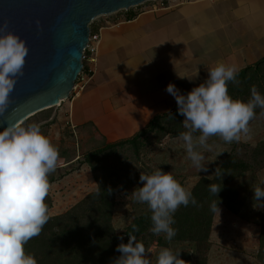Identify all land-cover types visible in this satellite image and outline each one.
Returning <instances> with one entry per match:
<instances>
[{
    "label": "rangeland",
    "instance_id": "374dc122",
    "mask_svg": "<svg viewBox=\"0 0 264 264\" xmlns=\"http://www.w3.org/2000/svg\"><path fill=\"white\" fill-rule=\"evenodd\" d=\"M193 1L195 0H156L146 2L128 11L136 13L155 11L163 8V3L166 7H181L176 12L170 13L172 16L184 13V18L187 19L182 24L180 39L188 38L191 32L190 27L194 21L200 25L209 26L211 24L213 27H221L226 21H234L235 25L230 26L239 27L243 31H246L248 27L249 31L246 21L232 19L234 14V18H237V15L241 18L247 17L249 9L241 7L245 0H216L215 3L190 4ZM258 2L260 3L255 9H259V6L264 8V0H258ZM128 11H120L113 15L97 18L90 25L91 33L97 34L98 30L102 28L125 23ZM216 15L220 17L221 21L218 22ZM189 16L192 18L188 19ZM260 17L261 15L255 16L254 13L249 22H255ZM242 42H246V39H243ZM180 72L183 70L181 69ZM76 93L73 91L71 98ZM68 102L69 100L24 123L25 125L39 124L42 133L59 149L58 167L49 176L51 189L45 200L49 208V215L51 213L53 215L64 214L73 208L74 204L95 190L92 185L97 184L96 178L105 180L116 175L119 177L117 182L119 181L121 185L116 190L113 224L116 233L123 236L134 220L151 213L147 204L137 203L132 195L137 188L143 186L140 181L142 172L151 174L157 169L171 172L184 188L192 192L203 178L213 179L216 169L218 168L219 171L227 159L234 155L238 160L250 166L248 172L229 184V188L238 192L241 205L240 213L242 211L243 213L238 216L232 215L224 207L220 208L222 212L219 217L221 215L222 217L216 225L217 228L213 236L214 246L211 251L210 264H264V200H255L253 191V188L257 186L264 189V115H259L250 121L249 126L252 130L250 137L242 135L240 141L232 143H226L219 137H211L208 140L210 148H198V151H201L205 156L203 163L208 169L207 172L196 169L187 156L184 142L179 137L166 136L165 133L169 129V125H172L169 123V125L165 124L164 131L158 130L155 133H149L142 139L141 151L138 156L132 146L117 147L100 155L98 161L94 162L95 170L93 171L87 161L109 144L91 126L84 127L82 130L71 128L64 111V106ZM66 163L65 167H60ZM84 166L85 168H83ZM223 210L225 211L223 212ZM174 238L168 241L165 239V234L157 236L149 230L139 242H142L146 249L150 250L148 256L152 260V264H155L158 253L165 247L174 253L185 252L196 256L197 247L194 243H180L174 241ZM158 243L164 246L159 247Z\"/></svg>",
    "mask_w": 264,
    "mask_h": 264
},
{
    "label": "clouds",
    "instance_id": "9594fccd",
    "mask_svg": "<svg viewBox=\"0 0 264 264\" xmlns=\"http://www.w3.org/2000/svg\"><path fill=\"white\" fill-rule=\"evenodd\" d=\"M6 28V24L0 27V115L11 104L10 94L17 78L24 73L29 53L25 40L5 31ZM238 73L235 65L217 62L208 70L207 79L187 95L181 94L174 84L167 85L166 91L175 98L178 113L184 117L186 131L179 138L198 171L208 170L203 163L205 156L198 148H210L209 138L219 137L232 143L240 141L242 135L250 137L249 125L256 117L255 109H261L260 114L264 115V95L255 85L246 102L229 94V82L239 84ZM169 117L173 119L171 113ZM59 159V149L42 133L39 124H9L0 131V264H38L33 254L26 253L25 245L40 235L50 218L45 200L51 189L49 176L57 170ZM215 173L221 176L218 168ZM140 181L143 186L132 195L137 203L147 204L151 212L150 231L157 236L163 233L171 241L178 231L172 227L174 214L181 206H196V198L171 172H142ZM209 191L217 196L220 186L211 184ZM253 191L255 200H264V189L257 186ZM210 210L220 213L216 201L211 203ZM138 231V226L132 225L128 242L117 245L116 251L121 255L114 264H152L150 250L134 235ZM179 254L162 248L155 264H186Z\"/></svg>",
    "mask_w": 264,
    "mask_h": 264
},
{
    "label": "crops",
    "instance_id": "0c3cea01",
    "mask_svg": "<svg viewBox=\"0 0 264 264\" xmlns=\"http://www.w3.org/2000/svg\"><path fill=\"white\" fill-rule=\"evenodd\" d=\"M259 3L245 0L241 7L249 9L247 17L236 14L234 18L233 15V20L246 21L249 31L248 27L243 31L230 26L235 25L234 21H226L221 27L194 21L188 38L180 39L182 24L187 19L184 13L170 15L181 7H166L165 3L155 11H128L127 17L132 14L137 17L98 30L101 35L98 61L95 66L89 65L94 75L85 90L74 94L64 106L71 128L82 130L91 126L107 144L130 139L155 117L175 108V98L166 91L169 83L187 95L207 79L208 70L217 62L235 65L239 72L256 64L264 58V8L255 9ZM254 13L261 15L260 19L256 23L249 22ZM216 18L221 21L218 15ZM243 39L246 42L243 43ZM65 165L67 163L60 167ZM92 188L95 190L90 193L98 189L97 184ZM221 212L222 209L214 218L208 264ZM50 216L58 215L51 213Z\"/></svg>",
    "mask_w": 264,
    "mask_h": 264
},
{
    "label": "trees",
    "instance_id": "16d2710c",
    "mask_svg": "<svg viewBox=\"0 0 264 264\" xmlns=\"http://www.w3.org/2000/svg\"><path fill=\"white\" fill-rule=\"evenodd\" d=\"M136 17L137 14H132L127 21H132ZM84 65L86 66L85 63ZM237 80L238 85L231 82L228 84L229 94L234 99L248 101L251 98L250 89L253 85L257 87L261 95H264V58L240 71ZM255 112L256 117L261 115V109L257 108ZM170 113L173 119L169 117V113L155 117L134 137L107 145L92 155L87 163L94 171V162L98 161L100 155L125 145L132 146L138 156L142 139L149 133L164 131V126L168 123L172 125L168 124L170 127L165 133L166 136L179 137L181 132L186 131L182 124L184 117L178 113V105ZM249 169V165L231 155L219 170L221 176L216 174L213 179L203 178L192 190V195L198 202L197 205L181 206L174 215L175 223L172 227L178 230L174 241L194 243L197 247L195 257L189 253L180 252L179 258L186 264H208L210 237L217 213L210 210V205L216 201L219 209L224 207L234 215L240 214L238 192L229 188V184L243 176ZM118 178L116 175L105 180L96 178L98 189L88 194L80 203L58 216H50L48 213L50 218L43 226L40 235L32 238L25 245L26 253L33 254L38 264H114L116 258L121 255L116 251L117 245L128 242V233L132 231V225L135 224L139 228V231L134 233L138 241L142 240L152 227L151 213H149L134 220L123 236L116 233L113 217L116 207V190L121 185L119 181L117 182ZM211 184L220 186L217 196L210 193ZM120 237H123V240ZM158 246L164 245L158 243Z\"/></svg>",
    "mask_w": 264,
    "mask_h": 264
},
{
    "label": "water",
    "instance_id": "95a60500",
    "mask_svg": "<svg viewBox=\"0 0 264 264\" xmlns=\"http://www.w3.org/2000/svg\"><path fill=\"white\" fill-rule=\"evenodd\" d=\"M150 1L156 0H0V27L6 24L5 31L29 49L11 104L0 115V131L70 100L84 69L90 25Z\"/></svg>",
    "mask_w": 264,
    "mask_h": 264
},
{
    "label": "built area",
    "instance_id": "2783aa9c",
    "mask_svg": "<svg viewBox=\"0 0 264 264\" xmlns=\"http://www.w3.org/2000/svg\"><path fill=\"white\" fill-rule=\"evenodd\" d=\"M209 1H212V0H195L191 3H206ZM100 43H101L100 33H97V34L91 33L89 44L87 46L86 51L84 52L83 64L85 63L86 66L84 65V69L76 82L74 91L83 92L85 90V87L91 81L94 75V71L93 70L89 71V65L95 66L97 64Z\"/></svg>",
    "mask_w": 264,
    "mask_h": 264
}]
</instances>
